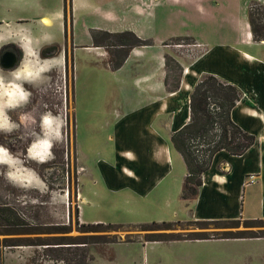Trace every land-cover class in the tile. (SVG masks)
Wrapping results in <instances>:
<instances>
[{
  "label": "crops",
  "instance_id": "0c3cea01",
  "mask_svg": "<svg viewBox=\"0 0 264 264\" xmlns=\"http://www.w3.org/2000/svg\"><path fill=\"white\" fill-rule=\"evenodd\" d=\"M251 1L71 0L65 10L64 0H0V45L13 42L29 52L58 45L62 62L70 51L74 154L80 172L85 169L86 131L93 140L100 136L92 128L106 132V139L115 144L116 174L136 185L150 181L146 195L160 188L181 200L187 172L171 137L189 124L190 97L202 78L213 76L234 86L242 97L231 110V120L253 135L255 142L241 156L216 153L202 175L197 198L181 201L187 207L188 221L264 220V41L255 42L252 37ZM256 1L264 6V0ZM93 31H129L153 44L131 49L122 66L111 70L108 52L93 43ZM180 37L192 38L191 46L199 52L193 55L191 50L180 51L181 46L167 44ZM82 52L90 56L87 69L98 90L77 91L74 64L77 67ZM166 55L182 68L174 92L165 85ZM97 111L100 123L87 128L90 125L85 126L83 116ZM179 159L184 175L172 178ZM106 166L113 173L114 168ZM82 200L79 190V223L85 224ZM121 244L146 247L150 243Z\"/></svg>",
  "mask_w": 264,
  "mask_h": 264
},
{
  "label": "rangeland",
  "instance_id": "374dc122",
  "mask_svg": "<svg viewBox=\"0 0 264 264\" xmlns=\"http://www.w3.org/2000/svg\"><path fill=\"white\" fill-rule=\"evenodd\" d=\"M65 17V23L68 25V13ZM193 43L167 42L168 45L181 46L180 51L191 50L189 52L196 55L199 49L192 47ZM106 51L109 54L115 50L108 48ZM61 57L51 61L44 60L49 69L45 76L52 72L59 76L60 116L64 120L63 139L52 148L54 158L43 163L32 160L33 168L26 166L17 170L19 179L15 183L8 180L6 174L0 170V264H63L54 260L52 254L45 250L46 247L58 246L7 247L6 241L19 239L37 242L52 240L56 236H88V233L80 231L79 190L83 197L80 207L85 224H149L190 219L187 207L179 196L174 198L175 193L164 194L159 188L158 191H151L146 195L144 192L148 191L150 181L143 180L144 183L136 185L116 174L115 144L106 139V132L100 133L92 128V132L100 136L99 139L93 140L86 131L84 147L87 154L82 162L85 169L80 172L74 154V71L70 51L66 52L64 62ZM89 58L87 52H82L78 55L77 67L74 64L79 93L98 90L94 78L88 73L86 62ZM109 58L108 55V60ZM83 117V121L87 123L85 126L90 125L86 126L87 128L100 123L98 111ZM106 164L114 168L113 173ZM183 175L184 165L179 159L178 163H174L172 178H180ZM163 196H166V199ZM8 210L17 215L21 225L12 227L16 220L9 215ZM57 226H67L69 229L66 234L44 233L46 229ZM223 230L225 229H215L211 225L174 226L168 232L212 235ZM231 230H245L243 222H240L238 229ZM249 230L263 231L264 225H253ZM113 234L121 241L125 240L126 232ZM228 241L231 242L205 240L150 243L146 247L136 244L101 245L89 246L86 252L93 256L94 264H264L263 239Z\"/></svg>",
  "mask_w": 264,
  "mask_h": 264
},
{
  "label": "trees",
  "instance_id": "16d2710c",
  "mask_svg": "<svg viewBox=\"0 0 264 264\" xmlns=\"http://www.w3.org/2000/svg\"><path fill=\"white\" fill-rule=\"evenodd\" d=\"M71 0H64L65 10ZM248 22L252 37L255 42L264 41V6L256 0H252L248 9ZM93 43L96 47L106 49L113 48L109 53L108 65L111 70L119 69L129 51L136 47L151 46V40H142L133 32L111 34L101 31L92 32ZM171 41H191L192 38L180 37ZM167 76L166 88L174 92L179 87L181 66L170 56H165ZM241 92L234 86L224 84L213 76H206L195 86L190 97L191 119L189 124L175 132L171 137L174 149L181 156L185 167L181 200L194 201L197 198L199 188L202 186V175L212 162L214 155L220 151H226L232 156L243 155L255 142V137L244 132L231 120V110L241 99ZM9 215L15 219L12 227L21 225V221L13 211ZM243 222L245 230L238 229ZM12 225V224H11ZM18 225V226H17ZM215 229H225L222 232L179 234L168 232L174 226H207ZM253 225H264V220H236V221H188V222H152L146 224H80V231L88 233V236L66 237L56 236L52 240L12 239L6 241L7 247H33V246H58L46 247V252L52 254L54 260L63 264H94L93 256L86 252L89 246L115 245L121 243H167L180 241H205V240H245L263 239L264 230L250 231ZM69 227L57 226L45 230V234H66ZM126 232L124 241L113 233ZM135 232V233H132ZM141 235H143L141 237ZM143 241H140V240ZM50 256V255H49ZM34 261V259L32 260Z\"/></svg>",
  "mask_w": 264,
  "mask_h": 264
},
{
  "label": "clouds",
  "instance_id": "9594fccd",
  "mask_svg": "<svg viewBox=\"0 0 264 264\" xmlns=\"http://www.w3.org/2000/svg\"><path fill=\"white\" fill-rule=\"evenodd\" d=\"M48 70L35 49L30 52L24 49V57L13 70L0 69V133L11 135L21 126L25 129L38 126L39 131L29 134L31 142L26 150V158L40 163L54 158L52 148L63 139V118L58 113L45 110L37 120L31 111H25L19 115L18 123L11 113L31 102L32 92L26 85H36ZM0 165L8 169V180L13 183L18 181L17 170L23 168V160L4 146H0Z\"/></svg>",
  "mask_w": 264,
  "mask_h": 264
},
{
  "label": "flooded vegetation",
  "instance_id": "af4514ba",
  "mask_svg": "<svg viewBox=\"0 0 264 264\" xmlns=\"http://www.w3.org/2000/svg\"><path fill=\"white\" fill-rule=\"evenodd\" d=\"M38 52L42 61H51L61 55V48L58 45H50L38 50ZM10 55L16 57V63L11 69H7L11 64L7 60ZM23 57L24 51L19 44L7 42L0 45V69L5 71L13 70L19 65ZM44 78L46 79L45 81L41 80L34 86L26 85V88L32 92L31 102L25 108L17 109L11 113L12 118L18 123L19 115L25 111H31L37 120L45 110H51L60 115L59 76L52 72ZM45 105L47 106V109L45 108ZM65 125H67V122ZM32 131H39L38 126L34 125L29 129H25L21 126L11 135L0 133V146L8 148L10 152L23 160V168L26 166L33 168V161L26 158V150L31 142L29 134ZM0 170L7 174L8 169L5 166H2Z\"/></svg>",
  "mask_w": 264,
  "mask_h": 264
},
{
  "label": "water",
  "instance_id": "95a60500",
  "mask_svg": "<svg viewBox=\"0 0 264 264\" xmlns=\"http://www.w3.org/2000/svg\"><path fill=\"white\" fill-rule=\"evenodd\" d=\"M7 60L11 63L10 66L7 67V69H11L16 63V57L14 55H10Z\"/></svg>",
  "mask_w": 264,
  "mask_h": 264
},
{
  "label": "built area",
  "instance_id": "2783aa9c",
  "mask_svg": "<svg viewBox=\"0 0 264 264\" xmlns=\"http://www.w3.org/2000/svg\"><path fill=\"white\" fill-rule=\"evenodd\" d=\"M250 179H251V181H252V180L254 179V177H253V176H251V178H250Z\"/></svg>",
  "mask_w": 264,
  "mask_h": 264
}]
</instances>
